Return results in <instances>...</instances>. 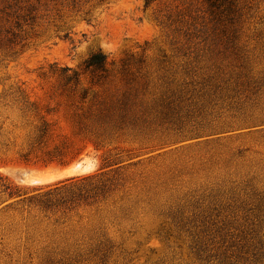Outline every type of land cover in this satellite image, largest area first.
Listing matches in <instances>:
<instances>
[{
  "label": "rangeland",
  "instance_id": "374dc122",
  "mask_svg": "<svg viewBox=\"0 0 264 264\" xmlns=\"http://www.w3.org/2000/svg\"><path fill=\"white\" fill-rule=\"evenodd\" d=\"M244 1L214 45L143 0H0V264H264V0Z\"/></svg>",
  "mask_w": 264,
  "mask_h": 264
},
{
  "label": "trees",
  "instance_id": "16d2710c",
  "mask_svg": "<svg viewBox=\"0 0 264 264\" xmlns=\"http://www.w3.org/2000/svg\"><path fill=\"white\" fill-rule=\"evenodd\" d=\"M161 1L143 0V11L152 9L157 26L187 42L209 41L214 45L235 35L249 8L244 0H183L153 10L152 6ZM105 65L106 57L101 53L90 55L84 62L85 70L104 71Z\"/></svg>",
  "mask_w": 264,
  "mask_h": 264
}]
</instances>
